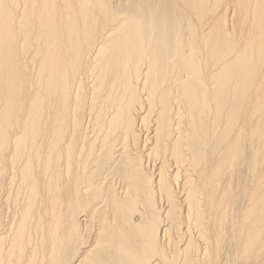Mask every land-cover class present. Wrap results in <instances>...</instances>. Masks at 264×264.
I'll list each match as a JSON object with an SVG mask.
<instances>
[{"label":"bare ground","instance_id":"1","mask_svg":"<svg viewBox=\"0 0 264 264\" xmlns=\"http://www.w3.org/2000/svg\"><path fill=\"white\" fill-rule=\"evenodd\" d=\"M0 264H264V0H0Z\"/></svg>","mask_w":264,"mask_h":264}]
</instances>
